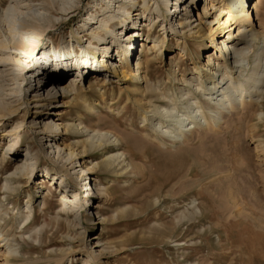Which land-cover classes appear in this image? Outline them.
I'll use <instances>...</instances> for the list:
<instances>
[{
	"label": "rangeland",
	"instance_id": "374dc122",
	"mask_svg": "<svg viewBox=\"0 0 264 264\" xmlns=\"http://www.w3.org/2000/svg\"><path fill=\"white\" fill-rule=\"evenodd\" d=\"M189 1L186 0L185 6L180 5V8H185L178 15L183 27L175 25L176 33H171L174 31L167 26L163 33L156 26L155 35L163 39L161 50L159 52L157 49L156 54L152 55L146 52L151 64L146 69L142 63V81H135V77L130 76L120 81L112 78L111 82L104 79L103 74L98 77L87 76L79 90L85 93L86 101L78 99L77 105H74L67 98V102L57 108L60 116L55 123L62 127L58 140L60 147L70 145L78 152V159L74 158L72 164L68 160L60 163L56 159L53 153L56 149L54 144L50 147L53 141L49 142L48 137H41L40 134L34 137V131L27 127L33 117L30 111L25 114L19 112L13 121H5V129L17 123L24 126L20 146L17 147L22 155L19 159L28 155L27 148L37 152L38 139L44 151L38 152V171L34 173V180L26 182L27 186L23 189L20 187L23 184L21 180L19 187L11 190L8 186L16 184L14 178L9 181L6 179L10 178L12 172L20 174L21 170H17L16 165L10 161L11 150L6 151L11 143L10 138L3 136L0 131V164L4 162L5 165L0 169V231H6L5 235L12 237L10 242L14 247L7 263L264 264V80L262 83L254 80L259 76L264 79V72L262 75L256 74L264 65V45L261 46L264 26H260L255 18L253 0L245 2L251 21H245V28L239 31L233 20L224 24L228 12L223 2L217 3L214 0L215 7L209 5L205 10L204 0H194L192 5ZM96 2L99 0H82L70 17L50 15L55 20L54 26L42 37L39 45L42 48L36 54L40 58L33 68H47V58L41 52L50 53L53 45L61 48L65 45L70 47L73 43L76 53L71 51V54L77 56L81 52V45L93 47L88 43L90 38L86 39L91 37L90 30L82 29L97 28L99 22L91 24L88 19L92 15L98 19L115 13L112 6L109 8L113 0L102 1L101 7ZM172 2L168 0L166 5L169 7ZM30 3L39 6L36 1ZM7 4L9 2L6 1L0 9H5ZM141 4L139 1L138 7ZM187 4L190 6L187 7ZM148 5L150 12L156 11L157 5L153 0H149ZM172 9L173 6L170 12L164 10L163 14L168 20ZM103 12L106 13L103 15ZM261 12L264 16V8ZM214 13H218L217 18ZM96 18L91 20L95 21ZM3 23L0 22V25L5 29L6 24ZM137 23L142 26L139 18ZM118 27L114 26L111 33L119 32ZM242 32H253L258 37L255 43L250 42L246 47L247 58L237 62L234 59L238 56L232 54V45L245 40L238 35ZM82 34L84 36L78 40L80 44L76 43L74 37ZM102 34L104 37L109 35L105 31ZM140 43L141 37L134 34L132 50L130 54L124 53V56L122 53L123 60L127 58L129 63H133L135 54L139 53ZM243 45L240 43L238 46ZM226 48H229L230 54ZM112 54H115L114 49ZM117 58L115 56L112 61L116 62ZM261 64L262 67H259ZM9 65L1 67L9 68ZM227 66L234 67L232 73L225 77L221 72ZM231 76L234 80L228 83ZM221 77L222 82L226 81L223 85L219 83L221 87L229 85L234 88L252 78L253 83L249 80L252 85L251 94L263 88L262 93L256 97L257 106L242 110L235 116L232 111L216 114L213 110H207L206 107L211 106L210 96L219 98L217 94L220 93L218 90L207 95L211 79L219 81ZM30 79L28 77L21 82L22 88L33 87L34 83ZM14 87V84L4 86ZM56 88L59 89L57 84ZM3 92L9 91L4 89ZM182 92L186 94L180 97ZM142 93L145 95L142 96ZM152 103L160 110L162 106H169L172 113L177 114L181 120L195 111L199 113L196 105H200L203 109L198 115L201 123L204 122L202 115L205 113L207 119H210V114L218 115L220 122L214 125L216 128L212 126L214 128L211 129L197 125L186 138L175 141L171 138L173 133H169L165 127L161 128L156 118L159 115H153L155 106ZM144 116L149 119L142 120ZM56 118L53 117L54 120ZM40 124L35 123V126ZM75 127L81 128L83 132L74 135ZM105 131L106 139L105 136L99 137L100 146H88V140L85 141L88 135ZM117 131L130 133L142 141L131 143L130 146L115 145L121 143L115 138ZM92 138L96 143L97 137L96 140ZM84 141L87 143L83 149ZM103 146L108 148L105 150ZM260 148L263 149L261 153ZM119 152H123L119 159L114 156L107 159ZM79 162L87 164L88 168L93 167L73 181L85 183L90 179V184H95L92 191H84L92 195L86 209L80 211L82 220L79 210L77 213L70 210L63 214L58 202L59 190L49 185L48 177L36 176L40 171L44 172L45 168L53 172L55 167L68 173L71 178L78 171ZM66 186H71L67 178ZM47 204L48 207L44 208ZM26 216L28 219L33 218L29 226L31 231L21 233ZM95 249H99L98 255L87 262L85 256L95 255ZM2 250L0 247V264H5Z\"/></svg>",
	"mask_w": 264,
	"mask_h": 264
},
{
	"label": "bare ground",
	"instance_id": "6f19581e",
	"mask_svg": "<svg viewBox=\"0 0 264 264\" xmlns=\"http://www.w3.org/2000/svg\"><path fill=\"white\" fill-rule=\"evenodd\" d=\"M6 1L9 2V4L11 3V5L7 4L8 6L5 9L4 8L0 9V22L1 23L4 22L3 24H6L5 29L2 28L4 27L2 26V24L0 25V68H2L0 69V73H1L0 74V131H2L3 136L10 138L9 141L11 143L7 146L6 151L11 150L10 155L12 159H10V161L13 162L14 165H16L15 166L16 169L18 168L19 170H21L20 174H18L19 172L18 173L12 172L11 175L9 176L10 178L6 179L9 181L10 179L14 178L13 182L16 184L12 187L8 186V188H11V190L13 189L16 190L19 187L21 180H23V184L21 183L20 185L22 189L27 186L26 182L34 180V173L36 174L38 171L37 170L38 160H39L38 152H44V151L41 140L38 139L37 152H31L30 149L27 148L28 155L19 159L18 157L20 156L22 157V155L18 151L17 147L20 146L19 141L21 138V131L23 130L24 126H22L21 123L20 125L17 123L14 126H11L9 129H5V124H4L5 121H10V120L13 121L14 120L13 118L17 117L19 112L25 114L28 111H30V113L33 114V117L32 120L28 123L27 127L30 131L31 130L34 131L32 132L34 134V137L38 136V135L36 136V134H40L41 137L42 136L48 137L49 142L53 141V143L50 144V147L52 148L54 144V147L56 149L55 151H53L54 155L56 156V159H59L60 163L62 161L68 160L69 161L68 163L72 164L74 162V158H76V160L78 159V157H76L78 152H76V150H74L70 145L60 147L61 143H59L58 140H60V129L62 127L58 126L55 123L56 120H59L58 116H60L58 115L57 108L60 107V105L67 102L68 100L67 98H69V100H71V102L74 105H77L76 101H78V99H81L82 101H86L87 98L85 93L82 92L80 93L79 90H81L82 86L84 85V81L86 80L87 76L98 77V75L103 74L102 77H104V79L107 78L108 81L112 80V78H117L118 81L126 80L130 76V77H135V81L136 80L142 81L144 77L142 76V63L144 65L143 67L146 69L151 64L150 58L147 57V55H145L146 52H149V54L152 55V54H156L157 49L159 50V52L161 50L163 39L155 35L156 26H159L160 27L159 29L160 30L162 29L163 33L166 32L165 26H167V28L171 31H174L175 25H180L179 27L182 28L183 25L179 20L180 16L178 15L180 14L182 9H185L183 7L180 8V5L185 6L186 0H173V2L169 7L166 5V1L168 0H153V2H155L157 5L156 11L153 10V12H150V8L148 5L149 0H131V1L113 0L111 5H109V8L110 6H112L113 8L112 11L113 12L115 11V13L112 12L113 13L112 15L108 14L98 19L95 17V15H92L90 18L91 19L96 18V20L92 21L91 19H88V21H91L89 22L91 24L92 22L96 23L98 21L99 22L98 27L94 29L93 27L82 29V30H87V29L90 30L89 34L91 35V37H88L86 39L90 38L88 43L93 45V47L90 48L81 45L82 47L81 52L77 56V54H73V55L71 54V51H74L76 53L75 48L73 49L74 47L73 43H71L70 45L72 49H70V47H68L67 45L62 46L61 48H57V46L53 45L51 50L52 54L51 52L48 53L46 51L41 52V55H44L45 58H47L46 65L48 67L46 70L45 69L39 70L38 68L36 67L33 68V67L36 63H38V59L40 58V57L37 58L36 54L40 53V50L42 48L39 46L42 37L45 34L49 33L51 26H54L55 20L50 18V15L53 16L59 15L65 18L67 16L70 17V15L74 13L75 10L78 8L77 4H79L82 0H70V1L69 0H57V1L56 0H0V6L3 7ZM31 1L34 2L36 1L39 6L30 3ZM102 1L104 0H99V2H96L95 4L100 5L101 7ZM139 1L142 2V4L138 7ZM213 1L214 0H204L203 8H205L206 10V8L209 5L213 7L214 6ZM246 1L247 0H233L232 2H234L235 3L234 4L231 2V0H229V2L227 1L225 2V0H217V3L223 2L227 8L228 17H225V19L223 20L224 24H226L230 20H233V23H235V27H237V31H239L241 28L242 29L245 28L244 25L245 21L247 20L251 21L250 18H252L250 13H248V9L247 11L245 9ZM253 1L254 3L252 4V9H254V13L256 16L255 18L260 26H262V24L264 26V16H262V12H261V9L264 8V0H253ZM116 3L117 5H115ZM189 4L191 5L194 4V0H190ZM172 6L173 9L170 14V19L168 20L163 13L164 10L170 12V7ZM177 6H179V8ZM188 6L190 5L187 4V7ZM132 7L134 9L130 11ZM231 7H233L234 9H232ZM96 9L97 7L95 8V10ZM105 13L103 12V15ZM124 14L127 15L125 16ZM213 15L217 18L218 13L217 14L214 13ZM108 16L110 17L108 18ZM138 18H139V23L141 21L142 26H139L138 23L136 24ZM185 18H188V16ZM128 20L130 24L128 23ZM116 25H119L118 27L119 32L117 31L112 34L111 32H113L114 30L113 28ZM224 27H226V25ZM144 29H146L145 33H143ZM124 30L125 32H123ZM102 31L107 32V34L109 35L107 37H104ZM177 31L179 33V30ZM171 33H176V32L174 31ZM134 34L135 36L137 35L141 37V43H140L138 58L136 59L133 66V63L132 62L129 63L127 58L123 60L124 57H122V53L123 56L124 53L130 54V51L132 50V42L134 40ZM70 35L72 36V34ZM238 35H240V37L245 39L243 40V42H240L241 44L243 43L245 45L239 47L238 45L240 43L233 44L232 54L234 56L235 55L238 56L236 57V59H234L235 61L241 62L245 58H247V55L245 54L246 47L249 46L250 42L255 43L258 36L253 32L250 34L242 32V34L240 33ZM83 36L84 34H82L79 37L77 36L76 38L74 37L75 42L80 44L78 40H80ZM124 36L126 37L123 38ZM93 38L95 39V41H92ZM106 39L108 40L106 41ZM97 41L99 43H97ZM262 41L263 44L261 46L264 45V38L262 39ZM222 44L225 45L223 42ZM127 47H130V49H127ZM113 49L115 50V54H112ZM226 49L230 54L229 48ZM98 50H99L98 52L99 54H97L96 56L95 53ZM261 51H263V49ZM260 54L263 56L262 53ZM98 55L100 56L99 59H98ZM115 56H117L118 58L116 62H113L112 60H114ZM7 65H9L10 67L4 69L3 67H1V66L5 67ZM260 66L262 67V64L259 65V67ZM232 67L234 66H227L221 72V75L226 77L228 76L227 74L229 73L231 74ZM259 71L260 72H256V74L262 75V72H264V65L263 68L259 69ZM28 77L29 78L31 77L32 80L31 79L30 80L34 83L33 87L22 88L21 82L26 81ZM260 77L261 76L257 77L254 80L259 81V83H262L261 81L264 79ZM251 79L249 78V80L253 83L254 80L252 79L253 80L252 81ZM6 80L11 81L10 84L5 83ZM46 80L47 83L45 84ZM61 80H63V82L58 84V82ZM211 80L212 81H211V86L209 87V94L207 95H211L212 92L218 90L220 91V93L217 94L219 98L218 97L216 98V96L215 97L210 96L209 99L211 101L210 102L211 106L208 105V107L206 108L207 110L215 111V113L216 112L227 113L232 111L233 116H235V114L240 113L242 110H245L247 108H252L253 106H257L256 100L258 98L256 97H258L259 94L262 93L263 91V88L259 86L261 87L260 91L256 93L257 90L256 91L254 90V94H251L253 92L251 90L252 85L251 83H249L250 82L249 80H246L244 82L239 83L238 85H235V88L234 86L229 87V85L225 87H221L219 83H222V85L226 83V81L222 82V77L219 81L213 80V78ZM233 80L234 77L231 76L227 81L228 83H230ZM11 84H14L16 86L14 87L15 89L4 88L5 85H11ZM56 84L59 86V89L56 88ZM262 86H264V83ZM232 88H234L233 91ZM4 89H7L9 92L8 93L3 92ZM211 89L213 91H211ZM11 92H13V94H11ZM143 93L142 96L145 95ZM185 94L186 92H182L180 94V97H183ZM4 96H6L7 98H5ZM246 96L248 97V99H246ZM253 96H255V98H253ZM13 97L14 99H11ZM151 105L155 106V104L153 103ZM196 106L199 113H196L195 111L193 114H190L183 120L178 119L179 116L177 114H173L174 112L171 110L172 108H169V106H162L161 107L162 109L160 110L156 105L153 108L154 109L153 115L158 114L159 116L156 118H158V120L160 121L161 128L163 127L167 128L169 133L174 134L173 136L170 135L171 138L174 139L175 141L176 140L179 141L186 138L189 134H191L193 131L192 129L195 126L204 125V129H211L214 127L216 128V126L214 125L218 124V121L220 120L217 118L218 115H216L218 113L210 114L209 115L210 119L206 118L205 116L206 113H205L202 115V117L204 118L203 120L204 122L201 123L202 121L200 120L198 115L200 114V112H203V109H201L200 105H196ZM54 116L57 117L55 120L53 119ZM209 116L207 115V117ZM37 119L40 120L36 122ZM147 119L149 118H146L144 116L142 120H147ZM35 123L38 124L41 123V124L35 126ZM35 129L38 131H35ZM80 129L75 127V129L73 130V132L75 133L74 135H76L77 132H81L82 130ZM121 132L117 131L116 134L112 132L115 135L116 140H118V142L121 141V143H115V145L125 146L127 144L128 146H130L131 143L135 144L136 141L139 143L140 141H142L141 139L139 141V138L137 136L136 137L138 140L136 139L135 136H133L130 133H123V132L121 133ZM146 134H148V132ZM148 135L150 138H153L152 136H150L151 134ZM88 136L89 137L91 136L90 139H88ZM88 136L85 140V141L88 140V143L85 141L82 142L83 149L84 147H86L85 146L86 143L88 144V146L90 144L91 147L96 145L100 146L101 145L100 138H102L101 136H105L106 139L107 131H105L102 134L99 132L91 133ZM95 136L97 137V140ZM92 137L95 138L96 143L91 140ZM107 139L109 138L107 137ZM107 148L108 146H103V149L106 150ZM86 149L87 148H85V151ZM261 149L262 148L259 149V152ZM122 154L123 152H119L116 153L115 155L108 156L107 159L113 156L115 157V159H119ZM3 163L4 162H2V165L0 164L1 165L0 169L4 168L3 166H5L3 165ZM78 167L79 168L78 171L75 172L76 173L75 176L71 178L69 177L68 173L66 172L63 173L55 167H54L55 170L53 172H49L48 169L45 168L44 172L40 171L36 176L42 178L48 177L47 181L49 182V185L53 189L59 190L58 202L59 204H61V210L63 214H67L70 210L74 213H77L79 210L80 218L82 220L83 216L81 212L86 209L87 207L86 204L88 200H90V195H91L90 192L84 193V191H86L87 189L89 191L90 190L92 191L94 188L93 186L95 184H90V179L88 180L89 182H85V183L73 181L75 180V178L76 179L80 178V176L84 171H88V169L92 168L93 166L92 167L89 166L90 168H88L87 164H83L79 162ZM71 168L75 170L74 166H72ZM66 178L67 180H69V183L71 184V186L69 187L66 186ZM87 186H89V188ZM66 187L68 188L72 187L73 189L70 190ZM93 194L96 195L94 191ZM73 199L77 201L74 202ZM47 207L48 204L44 208ZM25 219L26 222L23 225L24 231L22 230L21 233H28L31 231L29 230L30 229L29 226L32 223L33 218L28 219V217L26 216ZM82 233L84 235V231ZM5 234L6 231L5 232L0 231V247L3 248L1 256L4 260V263L9 264L7 263L8 256L13 253L14 247L12 246L13 244H11L10 242V240H12V237L10 236L8 237ZM98 241L99 240H96V242ZM95 246L98 245L96 244ZM94 251H95V255L85 256L87 262L93 260L94 256L98 255L99 249H95Z\"/></svg>",
	"mask_w": 264,
	"mask_h": 264
}]
</instances>
